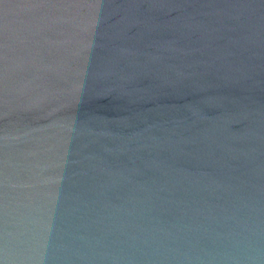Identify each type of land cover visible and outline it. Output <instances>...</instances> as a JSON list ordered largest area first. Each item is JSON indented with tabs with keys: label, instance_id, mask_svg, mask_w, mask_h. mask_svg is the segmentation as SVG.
Wrapping results in <instances>:
<instances>
[{
	"label": "water",
	"instance_id": "water-1",
	"mask_svg": "<svg viewBox=\"0 0 264 264\" xmlns=\"http://www.w3.org/2000/svg\"><path fill=\"white\" fill-rule=\"evenodd\" d=\"M0 264H264V0H0Z\"/></svg>",
	"mask_w": 264,
	"mask_h": 264
}]
</instances>
